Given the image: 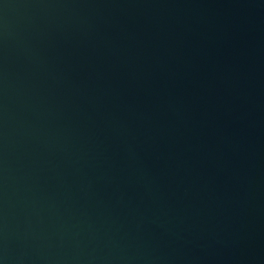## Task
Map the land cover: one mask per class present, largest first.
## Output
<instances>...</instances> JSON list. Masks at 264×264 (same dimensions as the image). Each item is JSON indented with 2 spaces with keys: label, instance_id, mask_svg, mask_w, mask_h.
Masks as SVG:
<instances>
[{
  "label": "water",
  "instance_id": "obj_1",
  "mask_svg": "<svg viewBox=\"0 0 264 264\" xmlns=\"http://www.w3.org/2000/svg\"><path fill=\"white\" fill-rule=\"evenodd\" d=\"M0 264H264V0H0Z\"/></svg>",
  "mask_w": 264,
  "mask_h": 264
}]
</instances>
